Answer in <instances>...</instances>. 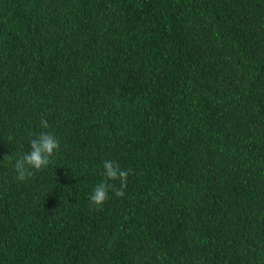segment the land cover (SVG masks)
<instances>
[{"label": "trees", "instance_id": "1", "mask_svg": "<svg viewBox=\"0 0 264 264\" xmlns=\"http://www.w3.org/2000/svg\"><path fill=\"white\" fill-rule=\"evenodd\" d=\"M0 264H264V0H0Z\"/></svg>", "mask_w": 264, "mask_h": 264}, {"label": "clouds", "instance_id": "2", "mask_svg": "<svg viewBox=\"0 0 264 264\" xmlns=\"http://www.w3.org/2000/svg\"><path fill=\"white\" fill-rule=\"evenodd\" d=\"M44 129L49 127L47 120H41ZM58 139L51 132L43 131L30 140V151L17 158L14 163L15 179L25 181L52 163L54 153L59 149ZM11 161V156H4L3 161ZM2 161V162H3ZM130 169H121L120 165L113 160L103 162L102 175L104 179L99 182L88 197L93 210L101 208L109 198V191L114 192L116 197L124 196V188L127 185V177ZM119 181V188L110 181Z\"/></svg>", "mask_w": 264, "mask_h": 264}]
</instances>
